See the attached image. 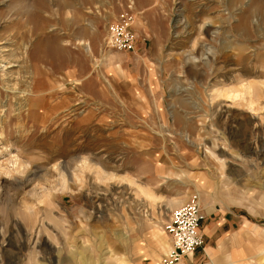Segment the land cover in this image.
<instances>
[{"label": "rangeland", "instance_id": "374dc122", "mask_svg": "<svg viewBox=\"0 0 264 264\" xmlns=\"http://www.w3.org/2000/svg\"><path fill=\"white\" fill-rule=\"evenodd\" d=\"M1 60L0 264H162L192 193L264 264V0H0Z\"/></svg>", "mask_w": 264, "mask_h": 264}, {"label": "built area", "instance_id": "2783aa9c", "mask_svg": "<svg viewBox=\"0 0 264 264\" xmlns=\"http://www.w3.org/2000/svg\"><path fill=\"white\" fill-rule=\"evenodd\" d=\"M136 12L132 4L125 3L121 10L108 22L109 48L120 51H131L137 42V32L134 27ZM204 214L197 193L189 195L188 199L174 208L164 223V230L170 237L171 248L162 257V264H177L184 257L192 255L202 246L203 236L200 224Z\"/></svg>", "mask_w": 264, "mask_h": 264}, {"label": "crops", "instance_id": "0c3cea01", "mask_svg": "<svg viewBox=\"0 0 264 264\" xmlns=\"http://www.w3.org/2000/svg\"><path fill=\"white\" fill-rule=\"evenodd\" d=\"M223 212L224 213L219 214L217 218H213L210 214H207L200 226V232L205 239V246L199 248L210 257L211 264H217L215 263V253H217L222 246H230L231 243L229 242L233 243L234 240L238 239L241 234L240 231L251 226L256 227V225L250 222L243 214L231 210H223ZM238 224L241 225L240 229L235 228V225ZM196 252L197 250L192 255L184 257L180 264L193 263ZM235 253L238 258V252L233 248L227 254L228 264H234V262H236Z\"/></svg>", "mask_w": 264, "mask_h": 264}, {"label": "bare ground", "instance_id": "6f19581e", "mask_svg": "<svg viewBox=\"0 0 264 264\" xmlns=\"http://www.w3.org/2000/svg\"><path fill=\"white\" fill-rule=\"evenodd\" d=\"M107 39H109V29H108V23H107ZM107 43V42H106ZM80 44H83L84 45V42H82V43H80ZM83 47H85L86 48V50H90L89 49V47H88V45L86 44V45H84ZM8 58V57H7ZM6 59V58H5ZM1 62H3L2 60L0 61V63ZM12 61H10V60H8V62H7V64H9V63H11ZM88 118L87 117H85V120H87ZM147 194V193H146ZM147 195H149V194H147ZM150 196V195H149ZM183 204V203H182ZM181 205V204H180ZM178 207V206H177ZM170 248H171V246H170ZM170 248H169V250H170ZM169 250H168V252H169ZM182 261V260H181ZM181 261H179V262H181Z\"/></svg>", "mask_w": 264, "mask_h": 264}]
</instances>
